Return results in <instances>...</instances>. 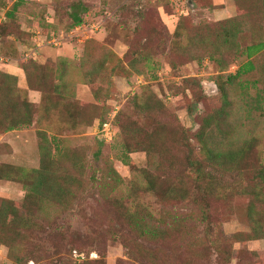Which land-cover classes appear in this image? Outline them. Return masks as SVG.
Masks as SVG:
<instances>
[{"label": "rangeland", "instance_id": "obj_1", "mask_svg": "<svg viewBox=\"0 0 264 264\" xmlns=\"http://www.w3.org/2000/svg\"><path fill=\"white\" fill-rule=\"evenodd\" d=\"M263 12V0H0V124L33 121L0 141V167L52 178L29 195L0 180V204L30 228L20 261L1 245L0 264H264V51L233 83L247 58L232 47L213 44L221 63L192 58L205 55L194 39L215 43L231 18L240 46L263 41ZM101 120L114 132L103 143ZM214 149L239 156L223 164ZM134 213L162 231L143 236Z\"/></svg>", "mask_w": 264, "mask_h": 264}, {"label": "trees", "instance_id": "obj_2", "mask_svg": "<svg viewBox=\"0 0 264 264\" xmlns=\"http://www.w3.org/2000/svg\"><path fill=\"white\" fill-rule=\"evenodd\" d=\"M263 4H264V0H263ZM263 15H264V12H263ZM72 19H73L74 24L76 25H79L82 22V19L79 17L77 12L72 14ZM241 24H240V18H231V19H227L225 21L220 22L221 30L219 32L216 31V35L214 37L216 38L215 43L210 42L211 41L210 38L205 35L200 36V38L194 39L196 44H198L196 46L197 49L199 46H202L204 49L202 48L201 49L205 50V53H203L205 55L199 54V55L193 56L192 57L193 59L202 60L204 57L208 56L209 59L221 63V60L217 58L215 55L217 52L216 51L217 48L213 47V44L214 46L215 45L220 46V48H218L219 52H221V48L227 49L228 47H232L236 54V58L237 56H241V55L247 58V61H245L239 66L235 74L228 75L227 80L230 83H233L234 80H237L241 78L243 75L248 74L251 71H254L256 69V64L252 58L258 53H260L261 51H264V40L251 44V45H247L246 47L239 45V42L237 39L242 33ZM217 40H218V43H216ZM1 74L3 75L4 73H1ZM3 76L6 77L5 74ZM257 83H258V80L256 79L251 81V85L253 86H256ZM216 86L219 88L220 91H223L222 97L224 98V100H226L227 93L225 94L224 85L222 83L217 82ZM259 91L256 92L257 99L255 98V100L258 103V106L256 108H262L261 103L262 102L264 103V97L262 96V94L264 93V89H259ZM27 104L31 105L29 103ZM104 122L106 121L101 120L99 125L101 126ZM32 123H33L32 119L28 118L22 121H15L14 123H8L5 126L4 125L1 126L0 124V135L6 132H9V131L30 127L32 126ZM206 123H209V121H206ZM130 130H131V127H130ZM201 131L202 130H200L199 132L202 133ZM196 134H199V133H196ZM201 137H202V134L197 135L198 142L200 143L203 151H206L208 153L212 152L207 147V144L204 142L205 139ZM97 140L99 143H103V139H100L99 136ZM213 154L216 157H218V159H222V160L225 159L223 161L224 162L223 164L227 163L228 162L227 160H232L235 157L237 158L239 156L238 152H235L232 150L231 152L229 151L225 152V151H218L214 149ZM193 164L197 166L195 169L197 174L202 175V169H201L202 164L199 162H193ZM49 174L50 173H48L46 169H43L41 171V168L40 169H25L23 167H16L12 165H4L3 167H0V180L18 181V182H21L25 188L26 186L28 187L30 186L29 190L28 188H26V191L28 190V193L26 195H29L31 193L33 194L42 193L47 187L52 188L51 186L52 178L49 177L50 176ZM256 175L258 179H260L262 185L264 186V166L261 167V169L256 172ZM148 190L156 192V193H159L161 191V189L159 190L158 188V182H155L153 180H151L148 183ZM61 193H62V190L59 189L58 194H61ZM39 203H38V206H39ZM22 217H24L22 210L17 208V206L14 203H10L7 199L2 201V203L0 204V246L5 245L8 248L9 258L14 263L19 262L21 258V257L13 256L14 243L16 242V239L19 240L21 238L20 236L22 232H25L30 229L29 224L27 225L26 223H24L23 220L21 219ZM170 220L172 221V223H177L179 221V218L177 215H174V216L171 215ZM130 225H132L134 228L139 230V232L143 236H152V235H155L158 231L159 232L162 231L160 227L161 224H157V225L152 224V219L151 217H149V215H144V214H139V213L133 214V217L130 220ZM223 242L227 243V240L224 239ZM42 251H46V250L42 249ZM73 255L74 256L78 255L79 258H82V260H84L83 255L81 253H78L76 250H73Z\"/></svg>", "mask_w": 264, "mask_h": 264}, {"label": "built area", "instance_id": "obj_3", "mask_svg": "<svg viewBox=\"0 0 264 264\" xmlns=\"http://www.w3.org/2000/svg\"><path fill=\"white\" fill-rule=\"evenodd\" d=\"M113 125L109 122L106 121L104 122L101 126L99 125L98 127V132L100 134V139H110L111 136H113ZM113 132V133H112Z\"/></svg>", "mask_w": 264, "mask_h": 264}, {"label": "crops", "instance_id": "obj_4", "mask_svg": "<svg viewBox=\"0 0 264 264\" xmlns=\"http://www.w3.org/2000/svg\"><path fill=\"white\" fill-rule=\"evenodd\" d=\"M30 97H32V101L36 102V100H39V96H38V93L36 92H30ZM27 130H13V131H9V132H6L4 134H1L0 135V141L3 140V138L5 140H7V142H10L12 143L11 141L13 140V136L16 134V133H19V132H26Z\"/></svg>", "mask_w": 264, "mask_h": 264}]
</instances>
